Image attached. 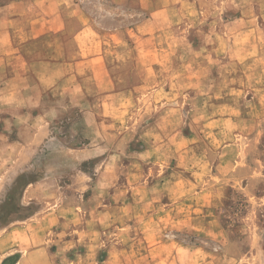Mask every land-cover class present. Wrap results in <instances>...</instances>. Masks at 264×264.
Listing matches in <instances>:
<instances>
[{"label": "rangeland", "instance_id": "obj_1", "mask_svg": "<svg viewBox=\"0 0 264 264\" xmlns=\"http://www.w3.org/2000/svg\"><path fill=\"white\" fill-rule=\"evenodd\" d=\"M76 2L92 14L115 11L106 0ZM173 5L182 10L181 24L192 25L188 41L201 43L196 74L228 76L226 96L216 90L220 80L205 88H197L196 79L183 82V110L176 128L157 123L149 127L148 121L158 115L148 113L147 101L142 96L133 103L127 100L126 112L109 116L114 126L107 132L117 142L112 160L81 162L74 158L72 146L52 140L27 167L11 171L9 158L15 150L1 136L0 264H16L31 247H44L51 264H93L91 259L79 263V252L95 254V264L106 257L109 264H144L143 250L150 252L148 264H264V0H191ZM141 19V13L132 17L133 22ZM223 24L228 27L222 37L239 47L231 48L224 68L221 59L206 60L205 47L211 35L205 32L207 26L216 33ZM241 28L243 33L238 32ZM247 42L258 47H247L251 57L240 61L239 45ZM203 93L206 103L198 102L197 95ZM78 115L54 114L55 135H62ZM169 121L173 124L172 118ZM89 134L84 143L104 158L108 147L103 134L94 124ZM77 170L86 174L81 193L68 187ZM43 175L52 188L26 193ZM68 197L75 210L64 208ZM45 215L52 221L41 238L45 226L37 220ZM41 254H33L31 260H40Z\"/></svg>", "mask_w": 264, "mask_h": 264}, {"label": "crops", "instance_id": "obj_2", "mask_svg": "<svg viewBox=\"0 0 264 264\" xmlns=\"http://www.w3.org/2000/svg\"><path fill=\"white\" fill-rule=\"evenodd\" d=\"M106 1L115 6V11L92 14L76 0H0V137L6 138L15 150L13 158H9V170L21 171L27 167L41 146L52 140L66 148L72 146L78 161L112 160L117 154V142L111 131L107 132L114 126L109 116L126 112L127 100L142 96L147 101L148 113L158 115L148 121L149 127L157 123V127L176 128L180 127L183 110V82L186 85L196 79L200 82L195 86L205 88L220 80L222 83L216 90L220 89L222 97L226 96L228 76L224 78L222 74L219 78L214 72L204 77L196 74L199 68L196 55L201 43L188 41L186 34L192 31V25L181 24L182 10L173 7L174 1L182 5L191 0ZM137 13L143 14V19L133 22L132 17ZM227 27L223 24L216 33L210 25L205 29L211 33L205 42L209 53L206 60L213 63L221 59L222 68L230 61L231 48L239 49L238 44L231 45L222 37ZM242 29L238 32L243 33ZM239 46L243 50L239 52L240 61L251 57L247 47H258L255 42ZM253 55L257 56V51ZM183 62H186L185 72ZM51 95H56L55 101L61 103L52 101ZM206 95H197L198 102L206 103ZM62 102L69 107L63 108ZM54 103L58 105H51ZM69 111L79 115L62 135L56 136L53 115ZM163 120L169 123L159 124ZM93 124L103 134V143L108 147L104 158H98L95 147L84 143L91 136L89 130ZM9 132L14 136H9ZM85 176L77 170L68 187L81 193L86 188L82 182ZM46 178V175L40 177L25 189L26 193L52 188L53 183ZM59 186L58 189H64ZM68 200L64 208L75 210L76 205L70 202V197ZM51 221L49 215L37 220L45 226L41 238L50 230ZM37 253H42V258L32 261V255ZM44 253V247H31L25 256L20 255L16 264H51ZM141 253L143 263L148 264L149 250ZM77 256L79 263L91 259L95 264V254L87 256L79 252ZM102 262L109 264V258Z\"/></svg>", "mask_w": 264, "mask_h": 264}]
</instances>
